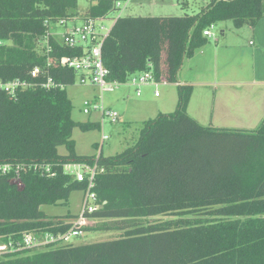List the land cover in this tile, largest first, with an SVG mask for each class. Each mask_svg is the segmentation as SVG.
<instances>
[{
	"label": "trees",
	"instance_id": "trees-1",
	"mask_svg": "<svg viewBox=\"0 0 264 264\" xmlns=\"http://www.w3.org/2000/svg\"><path fill=\"white\" fill-rule=\"evenodd\" d=\"M116 1H93L83 19L110 16ZM77 7L78 0H0V80L27 83L14 94L0 88V165L13 166L0 173V242L9 245L0 264H264V119L255 129L201 124L188 113L193 85L178 79L184 59L208 43L206 28L226 20L256 25L264 0H210L183 16L119 17L103 44L109 79L126 82L151 70L158 82L177 84L178 103L107 156L75 150L74 128L100 122L73 119L67 86L77 73L59 59L87 51L49 32L50 22L77 16ZM72 162L104 169L93 189L101 207L88 216L111 219L103 228L122 233L26 247V233H65L78 217L41 209L87 189L65 169ZM46 165L54 175L43 172ZM18 166L21 186L13 181Z\"/></svg>",
	"mask_w": 264,
	"mask_h": 264
},
{
	"label": "rangeland",
	"instance_id": "rangeland-1",
	"mask_svg": "<svg viewBox=\"0 0 264 264\" xmlns=\"http://www.w3.org/2000/svg\"><path fill=\"white\" fill-rule=\"evenodd\" d=\"M93 1L95 0H78V15L68 20L66 24L50 22L49 32L62 41L67 30L75 24L84 22V14ZM209 1L127 0L123 2L121 13L122 16H183L198 12ZM104 23L110 28L113 21L107 19ZM257 23L256 26L251 24L238 26L234 20L217 22L214 29L215 38H208L206 44L208 47L203 48L204 45L201 47L203 49L199 48L196 51L195 57L205 59L201 61L200 58H191L194 60L189 58L180 71L179 78H191L195 82L189 112L202 124L255 129L264 119V83H255L264 80V52L258 49L264 44L261 35V32H264V17ZM44 43L46 42L43 41L40 45L43 47ZM216 46L218 48L215 54L212 49ZM43 51L45 53V50ZM204 51L206 52L203 53ZM237 79L245 82L232 83ZM156 91L160 96H156ZM67 93L74 105L72 111L74 120L101 122L97 129L85 131L75 127L73 130L76 152L87 155L103 153L107 156L122 152L139 138L144 121L155 118L159 113L175 111L178 103L176 86L165 83H160L157 87L143 86L141 95L138 96L136 86L131 82L124 83L115 92L102 94L99 89L81 85L76 80L74 84L67 86ZM86 100L91 102V107L97 103L118 111L121 115L120 120L111 123L107 118L103 119L99 110L85 114L83 109ZM105 134L109 135L107 140H103ZM59 152L66 154L69 149L63 145L59 147ZM83 194L82 190H75L67 203L46 204L42 205L41 209L50 216L77 215L81 210ZM107 223L112 224L114 221L90 217L88 229L82 237L74 238V243L103 241L120 236L123 230L104 229ZM7 246L8 244L0 242V256ZM46 246L44 244L35 247L43 249Z\"/></svg>",
	"mask_w": 264,
	"mask_h": 264
},
{
	"label": "built area",
	"instance_id": "built-area-1",
	"mask_svg": "<svg viewBox=\"0 0 264 264\" xmlns=\"http://www.w3.org/2000/svg\"><path fill=\"white\" fill-rule=\"evenodd\" d=\"M127 1V0H125ZM125 1H116L117 11L112 13L110 16H101L89 20H84L81 24H75L71 29L67 30L63 35V44L69 47H83L85 54L82 55H64L61 56L59 61L60 64L69 67L76 71V80L81 85H91L99 89V91L104 94L105 92H115L120 87L127 82H131L136 86L137 95H141V88L143 86L155 85L156 87L160 83L155 78L154 73L151 70L141 71L134 74L128 81L120 82L118 80L109 79L110 70L103 61V44L106 37L109 35L111 28L117 21L119 17L122 16V5ZM74 19L63 18L58 22L66 24L68 20ZM111 19L113 24L110 28H107L104 23L105 20ZM215 25H210L204 30V35L208 38H215L214 34ZM50 49V47H48ZM40 74V67H35L32 71V76H38ZM52 78H49L44 86L49 87L53 84ZM27 86L26 82H22L18 79L9 82H3L0 80V88L4 89L10 93H15L17 87ZM159 93L156 91V95ZM90 101L86 100L84 102L85 107L83 109L85 114H90L93 110L101 111L103 119L107 118L111 123H117L120 120V114L118 111L112 108H106L104 105L95 103L93 107L90 105ZM109 135H103V140H107ZM12 165L3 164L0 165V173H8L12 169ZM65 169L71 173L78 181L87 182V189L83 191V198L81 203V210L78 217L74 220L73 225L69 231L65 233H45V234H34L26 233L24 235L23 243L26 247H35L40 245H61L65 243L74 242V238L82 237L89 220V213H92L101 207L98 202V197L96 192L93 191L95 187L96 175L102 172L104 169L101 168L97 163L90 165L88 163L82 162H72L65 165ZM19 166L17 168V175L13 178V181L21 186L20 176H19ZM43 172L54 175L51 173L50 166L46 165L43 167ZM9 245L6 247L8 248ZM3 248V247H1ZM5 248V249H6ZM4 250V249H3Z\"/></svg>",
	"mask_w": 264,
	"mask_h": 264
},
{
	"label": "crops",
	"instance_id": "crops-1",
	"mask_svg": "<svg viewBox=\"0 0 264 264\" xmlns=\"http://www.w3.org/2000/svg\"><path fill=\"white\" fill-rule=\"evenodd\" d=\"M262 19V18H261ZM258 24V23H257ZM256 24V25H257ZM255 25V26H256ZM261 35L263 36V41H262V43H264V32L262 33L261 32ZM216 40H217V38H216ZM208 46L207 45H205L203 48H207ZM203 48H201V49H203ZM217 46L216 47H214L213 49H212V51H213V53H215L216 52V50H217ZM258 49L261 51V52H264V44H263V47L262 48H260V47H258ZM210 50V48L209 49H207V51H209ZM203 51V50H202ZM206 51H204L203 53H205ZM261 52L259 53V54H261ZM203 53H201V54H203ZM216 54V53H215ZM196 56V53L192 56V57H189L190 58V60H194V59H191V58H194ZM189 58H185L184 59V62H183V65H182V67H181V69H180V71H182L183 70V67H184V64L186 63V61H187V59H189ZM195 58H200V57H195ZM205 59V57H202V58H200V60L201 61H203ZM196 60V59H195ZM199 60V59H198ZM197 62H200V61H197ZM180 71H179V75H180ZM179 75H178V79H179V82L180 83H182V84H191V85H193V87H194V90H193V93H192V96H191V99H192V97H193V94H194V91H195V82H194V80H191V78H179ZM245 81L244 80H242V79H237V80H235V81H232V83H237V84H239V83H244ZM255 83H259V84H261V83H264V80H258V81H256ZM165 84H169V85H174V86H176V88H177V84H175V83H165ZM88 86H91V85H88ZM152 86V85H151ZM92 87H94V86H92ZM96 88V87H95ZM156 96H160V95H156ZM156 111H158V110H156ZM188 113H189V115L190 116H192V114L189 112V105H188ZM158 115V114H157ZM121 116V115H120ZM192 117H194V116H192ZM195 118V117H194ZM195 119H197V118H195ZM198 120V119H197ZM199 121V120H198ZM200 122V121H199ZM201 123V122H200ZM100 124H101V122H100ZM202 124V123H201ZM211 126H213V124H211ZM214 127H216V126H214ZM246 129V128H245ZM247 129H250V128H247Z\"/></svg>",
	"mask_w": 264,
	"mask_h": 264
}]
</instances>
